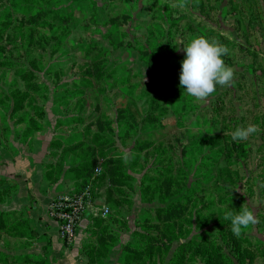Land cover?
Segmentation results:
<instances>
[{"label": "rangeland", "instance_id": "1", "mask_svg": "<svg viewBox=\"0 0 264 264\" xmlns=\"http://www.w3.org/2000/svg\"><path fill=\"white\" fill-rule=\"evenodd\" d=\"M198 36L234 73L203 99L179 86ZM17 129L109 209L90 264H264V0H0V135ZM241 206L257 223L237 237Z\"/></svg>", "mask_w": 264, "mask_h": 264}, {"label": "crops", "instance_id": "2", "mask_svg": "<svg viewBox=\"0 0 264 264\" xmlns=\"http://www.w3.org/2000/svg\"><path fill=\"white\" fill-rule=\"evenodd\" d=\"M23 132L0 135V264H90L84 236L102 208L92 205L64 242L49 204L71 181L47 176L49 133Z\"/></svg>", "mask_w": 264, "mask_h": 264}, {"label": "clouds", "instance_id": "3", "mask_svg": "<svg viewBox=\"0 0 264 264\" xmlns=\"http://www.w3.org/2000/svg\"><path fill=\"white\" fill-rule=\"evenodd\" d=\"M180 45L184 57L180 61L179 86L189 96L196 99L207 98L217 85H228L232 82L233 70L223 59L229 52L226 46L203 36L191 38ZM256 132V126L248 124L236 127L231 135L233 141H242ZM223 219L230 221V231L237 237L257 223L253 211L244 206L239 207V210L225 208Z\"/></svg>", "mask_w": 264, "mask_h": 264}, {"label": "built area", "instance_id": "4", "mask_svg": "<svg viewBox=\"0 0 264 264\" xmlns=\"http://www.w3.org/2000/svg\"><path fill=\"white\" fill-rule=\"evenodd\" d=\"M90 201L91 197L85 192L58 194L50 202V215L58 221L59 235L64 242L68 243L74 238L83 216L92 208ZM102 212L106 215L109 209L104 207Z\"/></svg>", "mask_w": 264, "mask_h": 264}]
</instances>
